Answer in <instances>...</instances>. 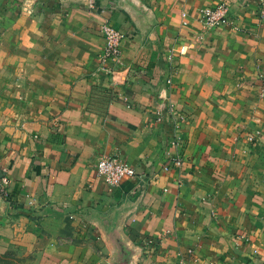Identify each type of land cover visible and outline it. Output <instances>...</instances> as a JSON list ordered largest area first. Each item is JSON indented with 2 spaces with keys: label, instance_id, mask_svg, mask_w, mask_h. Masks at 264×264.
Listing matches in <instances>:
<instances>
[{
  "label": "crops",
  "instance_id": "1",
  "mask_svg": "<svg viewBox=\"0 0 264 264\" xmlns=\"http://www.w3.org/2000/svg\"><path fill=\"white\" fill-rule=\"evenodd\" d=\"M86 1L0 0V175L12 196L0 199V250L33 264H264L258 0H225L234 25L216 27L199 10L224 0H97L93 12ZM105 21L127 34L106 62L114 73ZM214 99L223 111L199 115ZM169 103L186 115L177 129L156 117ZM181 149L185 165L166 169ZM114 155L137 175L108 183L97 163Z\"/></svg>",
  "mask_w": 264,
  "mask_h": 264
},
{
  "label": "built area",
  "instance_id": "2",
  "mask_svg": "<svg viewBox=\"0 0 264 264\" xmlns=\"http://www.w3.org/2000/svg\"><path fill=\"white\" fill-rule=\"evenodd\" d=\"M97 0H87L85 3V9L89 12L96 10ZM258 15L261 19L264 18V0H258ZM200 18L204 24L208 27H216L219 25H234L232 12L230 10V5L227 1H222L221 3L214 6H206L199 10ZM100 31L105 39V47L101 56L102 62H104V69L108 73H114L111 64H107L109 60L112 63H116L121 57L122 53V42L127 36L120 28L113 25L112 23L105 21L100 26ZM187 46H181L178 49L170 48L167 52V60L170 65H173L177 54L183 55L187 52ZM166 90L165 95H168L170 87L172 86V78L169 77L166 80ZM255 86L260 91L261 96H264V72L260 73ZM159 121H163L165 118L169 120L172 127L177 129L185 121L186 115L179 111L174 103L166 104L161 110L156 114ZM177 132V130H176ZM174 134V141L178 146H184V138L181 134ZM257 138L255 135H248V141H255ZM185 165V158L183 154V149L177 151L173 156H171L165 166L166 169L170 167H183ZM97 172L102 175L105 180L110 184H117L122 179L126 177L136 176L138 171L137 168L130 162L122 159L118 155L103 157L97 163ZM9 176L5 173L0 175V199H12L9 190ZM154 240L148 239L145 242L146 248H151L155 246ZM264 260V258H263ZM180 264H186L185 260H181Z\"/></svg>",
  "mask_w": 264,
  "mask_h": 264
},
{
  "label": "rangeland",
  "instance_id": "3",
  "mask_svg": "<svg viewBox=\"0 0 264 264\" xmlns=\"http://www.w3.org/2000/svg\"><path fill=\"white\" fill-rule=\"evenodd\" d=\"M220 101L218 99H214L212 101L208 100L205 102V105L200 106L198 109V114L201 116L207 115H215L221 113L223 108L218 105ZM216 106V107H214ZM231 114H235V110L231 108ZM207 126V121L202 123V125ZM201 126V124H199ZM203 129V128H202ZM205 130H202V132ZM207 132V131H206ZM228 166L224 164V171L228 170ZM0 264H33V257L31 254L21 252L17 249L9 248L7 250H0Z\"/></svg>",
  "mask_w": 264,
  "mask_h": 264
}]
</instances>
